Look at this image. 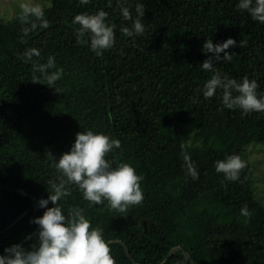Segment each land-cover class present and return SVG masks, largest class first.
<instances>
[{
  "label": "trees",
  "instance_id": "trees-1",
  "mask_svg": "<svg viewBox=\"0 0 264 264\" xmlns=\"http://www.w3.org/2000/svg\"><path fill=\"white\" fill-rule=\"evenodd\" d=\"M238 3L53 0L41 19L20 13L0 23V253L35 242L38 228L31 220L44 211L35 201L47 197L49 181L60 175L49 153L58 158L77 132L91 129L121 141L105 158L113 167H134L143 200L121 213L106 201L88 202L68 185L70 195L58 204L65 215L83 209L91 226L103 230L115 264H264V204L246 156L247 147L264 146V110L243 114L225 107L219 87L203 96L216 72L237 82L255 80L258 96L264 94V24ZM137 4L143 5L145 31L128 36L121 29L131 28ZM99 10L115 33L102 55L81 42L86 37L72 23L76 14ZM229 37L236 41L225 50L235 53L231 61L214 59L212 70L202 69L212 55L201 50L205 40ZM32 49L38 54L29 58ZM49 57L54 66L46 72H61L52 85L41 71ZM229 155L244 163L233 180L215 169ZM189 163L198 178L188 172ZM176 247L190 258L182 251L169 256Z\"/></svg>",
  "mask_w": 264,
  "mask_h": 264
},
{
  "label": "clouds",
  "instance_id": "clouds-1",
  "mask_svg": "<svg viewBox=\"0 0 264 264\" xmlns=\"http://www.w3.org/2000/svg\"><path fill=\"white\" fill-rule=\"evenodd\" d=\"M82 3L87 0H81ZM238 8L247 11L251 19L264 24V0H239ZM22 17H43L42 7L33 3L21 4ZM137 18L131 28L123 27L121 31L128 36H138L144 33L145 26L140 17L144 16L143 5L137 4ZM120 12L124 19L131 17L128 7H122ZM107 13L99 10L94 14L79 13L73 17L72 23L79 24L78 32L81 37H86L82 43H87L96 55H102L103 50L111 48L115 42V33L112 25L106 22ZM46 23V21L44 22ZM35 27V25H33ZM236 41L229 37L221 43H213L206 39L202 52L211 53L201 64L204 70H212L213 60L229 62L235 53L225 51ZM38 54L32 49L28 56ZM221 53L223 55L221 56ZM54 66L53 58L41 68ZM60 70L47 73L48 85L60 77ZM223 88L222 102L229 109L239 108L243 114L251 111L264 110V94L258 96L257 82L244 77L241 82L235 79L222 78L219 72L214 73L203 87V96L211 97L217 88ZM232 89L238 94L233 95ZM121 147L118 138H110L102 132L86 129L75 134L74 142L70 149L58 158L52 155V166L58 171L57 181H49L47 197H42L37 202L38 208H43V214L32 218L31 222L37 225L38 231L35 242L30 248L21 243L6 246L0 253V264H115L114 257L110 254L108 243L103 237V230L92 227L91 222L81 208H72L65 215L58 204L63 197L70 195L68 185L76 186L85 200L92 204H101L105 201L110 210L126 212L130 206L138 205L143 200V191L140 187L142 179L134 167L128 163H120L113 167L105 158L106 154ZM186 160L189 158L186 156ZM244 166L238 155H229L223 160L215 162L216 171L223 172L228 180L237 177L239 170ZM188 172L193 179L198 178L195 167L189 163ZM53 206L48 207L49 203ZM244 215H249L246 206L241 208ZM31 239V236L26 237Z\"/></svg>",
  "mask_w": 264,
  "mask_h": 264
},
{
  "label": "rangeland",
  "instance_id": "rangeland-1",
  "mask_svg": "<svg viewBox=\"0 0 264 264\" xmlns=\"http://www.w3.org/2000/svg\"><path fill=\"white\" fill-rule=\"evenodd\" d=\"M29 2L42 7L49 8L53 0H0V23L12 21L22 13L21 4ZM246 156L254 165V191L258 200L264 204V146L251 145L246 148Z\"/></svg>",
  "mask_w": 264,
  "mask_h": 264
},
{
  "label": "water",
  "instance_id": "water-1",
  "mask_svg": "<svg viewBox=\"0 0 264 264\" xmlns=\"http://www.w3.org/2000/svg\"><path fill=\"white\" fill-rule=\"evenodd\" d=\"M35 203H37L36 201H35ZM27 212H25L21 217H20V219L26 214ZM14 225V224H13ZM11 227V226H10ZM9 227V228H10ZM177 251H182L184 254H185V256L187 257V258H190V256H189V254L187 253V252H185L184 251V249L182 248V247H176V248H174L171 252H170V254H169V256H172L175 252H177ZM192 264H194V262H192Z\"/></svg>",
  "mask_w": 264,
  "mask_h": 264
}]
</instances>
